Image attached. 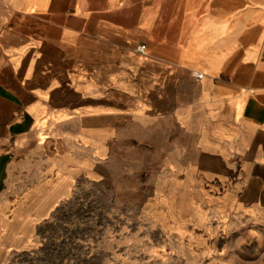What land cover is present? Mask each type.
I'll return each instance as SVG.
<instances>
[{"label":"crops","instance_id":"obj_1","mask_svg":"<svg viewBox=\"0 0 264 264\" xmlns=\"http://www.w3.org/2000/svg\"><path fill=\"white\" fill-rule=\"evenodd\" d=\"M138 155L173 222L264 231V0H0V190L54 206Z\"/></svg>","mask_w":264,"mask_h":264},{"label":"rangeland","instance_id":"obj_2","mask_svg":"<svg viewBox=\"0 0 264 264\" xmlns=\"http://www.w3.org/2000/svg\"><path fill=\"white\" fill-rule=\"evenodd\" d=\"M129 159L91 179L80 174L72 196L54 206L26 203L37 185L31 172L0 190L1 242L18 251L0 254V264H264V231H221L202 206H175L198 219L173 222L166 174L153 172L149 155ZM35 212L45 219L22 220Z\"/></svg>","mask_w":264,"mask_h":264},{"label":"built area","instance_id":"obj_3","mask_svg":"<svg viewBox=\"0 0 264 264\" xmlns=\"http://www.w3.org/2000/svg\"><path fill=\"white\" fill-rule=\"evenodd\" d=\"M137 52H138L139 54H143V53H144V47H139V48L137 49ZM198 78H201V77H198Z\"/></svg>","mask_w":264,"mask_h":264}]
</instances>
